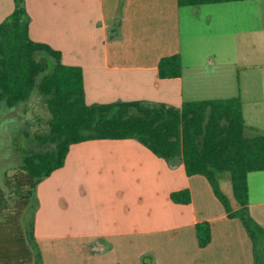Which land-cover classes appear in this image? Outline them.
<instances>
[{
    "label": "crops",
    "instance_id": "obj_1",
    "mask_svg": "<svg viewBox=\"0 0 264 264\" xmlns=\"http://www.w3.org/2000/svg\"><path fill=\"white\" fill-rule=\"evenodd\" d=\"M205 5L222 6L220 9L233 7L229 2L179 6L177 0H25L31 38L61 51L65 64L83 68L88 104L143 100L181 107L185 101L241 96L246 135L264 134V79L260 93L256 88L259 78L251 66L235 71L231 64L237 62L221 63L215 58L214 48L201 44L202 36L218 31L196 16L204 12ZM14 9L15 0H0V24ZM208 11L213 13L212 9ZM215 16L210 15V21ZM173 54L182 56V75L162 78L160 60ZM100 149H106L107 155L119 151L118 161L111 156L105 159L106 165L111 175L115 174L117 162L124 173L134 174L136 184L143 190L137 196L140 201L144 202L147 195L157 197L163 193L172 205L162 212L165 218L169 216V221L159 224L163 231L159 240L172 247L176 240L187 241V248L167 252L146 241L149 245L145 248L139 246L134 253L123 252L117 257V251H123L126 242L138 245V237L146 236L138 227L140 221L130 218L132 211L126 205L122 213L112 208L103 215L93 212L83 217L88 224L101 226L97 231L79 235L85 240L77 247L83 264L99 259L101 250L89 243L103 237L112 241L110 253L104 256L109 264H126L132 260L139 264L146 250L155 251L156 264H166L167 257L170 263L178 264L185 250L191 264H253V242L246 227L240 218L228 216L205 176H189L183 162L169 165L135 139H98L73 144L66 164L72 154ZM248 183L251 215L264 227V170L251 172ZM182 189L190 190V203H175L171 199L172 192ZM118 193L125 195L124 190ZM60 205L68 208L66 197L61 198ZM154 209L148 216H153ZM202 221L211 224L212 239L206 247L199 245L196 234V224ZM103 228L107 230L100 231Z\"/></svg>",
    "mask_w": 264,
    "mask_h": 264
},
{
    "label": "trees",
    "instance_id": "obj_2",
    "mask_svg": "<svg viewBox=\"0 0 264 264\" xmlns=\"http://www.w3.org/2000/svg\"><path fill=\"white\" fill-rule=\"evenodd\" d=\"M177 1L198 6L245 0ZM182 72L180 54L160 60L162 78ZM35 89L46 97L51 113L49 132L38 139L53 146L26 154L21 169L6 177V187L17 195L13 204L0 186V264H37L34 228L26 234L22 227L25 210L39 184L65 166L73 144L98 139H135L171 164L181 160L189 176H205L228 216L242 220L256 253L262 251L264 227L250 212L248 175L264 170V134L246 135L241 96L185 101L181 107L143 100L88 104L83 68L65 64L61 51L33 40L25 0H15L13 13L0 24V100L14 108ZM223 172L230 173L237 209L221 189ZM170 196L175 203L192 200L189 189ZM196 234L206 247L212 239L210 222H198Z\"/></svg>",
    "mask_w": 264,
    "mask_h": 264
},
{
    "label": "rangeland",
    "instance_id": "obj_3",
    "mask_svg": "<svg viewBox=\"0 0 264 264\" xmlns=\"http://www.w3.org/2000/svg\"><path fill=\"white\" fill-rule=\"evenodd\" d=\"M229 3L233 4V7L220 9L218 7L222 6L205 5L202 8L204 12L196 15L210 29L218 28L214 34L210 32L202 36L201 44L209 49L214 48L215 58L221 63L226 60L237 62L234 66L231 64L235 71L244 66H251L254 75L259 78L256 88L260 91L264 79V0ZM210 9L216 15L212 21L209 18L213 15L208 11ZM218 64V68L221 67V64ZM243 72L244 70L241 74ZM50 118L46 97L39 90L35 89L27 101L14 108L7 107L6 102L0 100V186L9 193L11 204L14 203L17 195L12 194L6 187L5 179L21 169L26 154L42 152L53 146L38 139L39 136L49 132ZM100 150L72 154L63 169L46 178L36 189L30 205L25 210L22 227L26 234H30L31 227L34 228L31 245L37 255V264H83L82 254L77 247L85 240H81L79 235L101 228L99 225L88 224L84 218L93 212L103 215L112 208L122 213L125 212L126 205L132 211L130 218L140 221L141 225L138 227L146 233V236L138 237V245L126 242L125 249L117 251V257L123 252L132 254L139 246L145 248V245H149L147 242L155 246L159 245L167 252L179 248L186 249L187 241L176 240L175 247H172L159 240L163 235L159 224L169 221V216L165 218L162 212L167 210L168 205H172L167 202L163 193L157 197L147 195L144 202L140 201L137 196L143 190L141 185L136 184L134 174L124 173L117 162L114 167L115 174L111 175L106 165L105 159L108 157L114 156L116 158L113 160L118 161L119 151L114 150L107 155L104 152L106 149ZM219 180L221 189L231 200L233 208L237 207L239 204L234 195L230 173H221ZM119 190L125 191L124 197L118 193ZM62 197L67 198L68 208L61 207ZM152 209L154 212L150 217L148 214ZM104 230L107 229L103 228L100 231ZM111 242L103 237L89 243L97 245V250H101L99 259H95L92 264H109L104 256L110 253ZM252 249V263L264 264V247L261 246L262 251L257 253L254 246ZM154 252V250L144 251L140 256L139 264H156ZM182 256L183 259L179 258L178 264H191L186 259V250ZM167 261L166 264H173L170 263L169 257ZM126 264H135V262L132 260Z\"/></svg>",
    "mask_w": 264,
    "mask_h": 264
}]
</instances>
